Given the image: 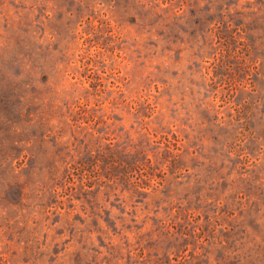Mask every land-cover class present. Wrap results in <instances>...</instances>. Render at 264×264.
Segmentation results:
<instances>
[{
	"label": "rangeland",
	"instance_id": "rangeland-1",
	"mask_svg": "<svg viewBox=\"0 0 264 264\" xmlns=\"http://www.w3.org/2000/svg\"><path fill=\"white\" fill-rule=\"evenodd\" d=\"M0 264H264V0H0Z\"/></svg>",
	"mask_w": 264,
	"mask_h": 264
}]
</instances>
